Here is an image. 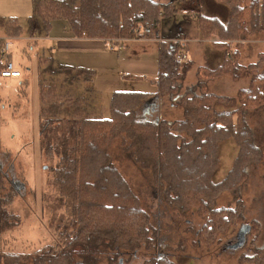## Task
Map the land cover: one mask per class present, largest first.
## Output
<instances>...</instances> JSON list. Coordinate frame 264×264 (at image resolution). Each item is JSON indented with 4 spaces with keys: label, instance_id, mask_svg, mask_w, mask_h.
<instances>
[{
    "label": "trees",
    "instance_id": "trees-1",
    "mask_svg": "<svg viewBox=\"0 0 264 264\" xmlns=\"http://www.w3.org/2000/svg\"><path fill=\"white\" fill-rule=\"evenodd\" d=\"M198 1L195 18L202 37L218 38L215 46L225 54V60L215 69L200 67L195 86L183 89L179 83L192 68V61L177 60L178 51H186L179 42L171 47L161 43L157 93L114 92L109 118L87 115L79 100L73 102V114L63 117L57 86L40 84L43 154L46 161L54 163V178L49 184L71 220L62 233L31 255L4 253L3 238L19 224L20 216L11 211L16 196L0 197V264H102L105 256L108 264H117L121 253L143 245L157 252L145 264H173L157 248V239L150 237L148 214L112 161L110 148L121 134L132 140L130 147L137 161L148 163L165 183L166 204L182 211L196 209L204 220L198 232L203 246L211 248L220 235L240 226L249 227L253 254L240 262L264 264V242L258 244L262 226L258 221L245 224L241 196L249 167L260 164L264 156L246 119L249 111L264 107V53L255 63L240 62L244 44L264 33V0H210L228 7L226 21L205 13L204 3L208 0ZM36 13L46 34L54 21L63 20L76 38L113 42L157 39L162 20L172 18L176 9L172 0H36ZM33 24L30 20V32ZM0 28L11 37L21 36L23 30L17 19L10 18H0ZM4 44L5 39L0 38V78L5 68L1 55ZM57 67L56 74L67 73L73 81H92L95 75L90 70ZM246 76L249 85L238 92L237 99L209 92L212 81H239ZM27 85L22 83L24 88ZM22 93L27 95L25 90ZM156 97H167L173 106H181L183 119L155 123L139 119L141 106ZM2 103L0 88V107ZM221 107L224 110L220 111ZM228 141L235 143L238 153L225 179L215 182L219 153ZM2 176L0 169V179ZM224 193L234 197V208L217 207Z\"/></svg>",
    "mask_w": 264,
    "mask_h": 264
},
{
    "label": "rangeland",
    "instance_id": "rangeland-1",
    "mask_svg": "<svg viewBox=\"0 0 264 264\" xmlns=\"http://www.w3.org/2000/svg\"><path fill=\"white\" fill-rule=\"evenodd\" d=\"M157 1L168 3L171 0ZM183 1L175 0V9L182 7ZM194 3V7L190 4V8L199 10V1L195 0ZM210 4L208 1L204 3L205 13L226 21L229 15L228 7L219 3H212V6ZM196 15L197 12L192 16L197 21ZM185 17L188 15L184 16L179 12L177 16L163 19L158 33L159 38L166 40L174 36L176 34V30H173L174 24L184 21ZM0 18L17 19L23 29L21 36L11 37L0 28V38L5 39L10 45V60L15 68L23 73L22 78L19 79L0 78L3 98L0 107V169L3 172L0 179V197L16 196L11 211L20 216L19 224L17 222L18 225L3 238V251L31 255L54 240L71 220V215L66 211L58 193L49 184L54 178L52 171L54 163L46 161L43 154L40 84L57 86L63 104V117H70L73 114L75 109L73 102L77 100L81 102L87 115L108 117L113 91L122 89L120 88L122 83L111 85L115 80V74L107 80L101 79V83L96 76L92 77V81H73L74 78L67 73L56 74L57 66L63 65L60 56L52 50L53 44L48 39L50 37L45 33L41 19L37 16L36 0H0ZM30 20L36 27L34 34L30 32ZM60 24L55 23L54 34L58 33L57 26ZM63 31L64 28L61 26L59 32ZM189 38L195 41L194 36ZM256 40L261 42L251 46L244 45L240 49L242 64L254 63L256 60L252 59V56L255 57L259 51L264 53V33L257 35ZM123 41L125 40L113 42ZM157 41L132 42L128 54L143 55L147 62H157L156 51L159 45ZM193 45L189 44L187 54L189 60L194 61L192 68L184 81L179 82L183 89L197 84L199 67H215L219 63L218 59L211 62L212 59L204 51H201L200 55L196 54ZM206 46L212 48L216 56L223 58V52L214 49L211 45ZM49 67L51 70H48ZM152 68L153 64L150 63L145 67L147 72L141 74H151L149 71ZM148 79H150L149 83L156 86L155 78L148 77ZM249 80L248 76L239 81L221 78L209 83V92L237 99L238 91L248 87ZM24 82L28 83L26 88L22 86ZM24 90L27 92L25 96L22 93ZM155 100L158 101L155 103L152 100L150 104L144 103L141 106L137 113L139 119L145 118L152 123L183 119L184 110L181 106H173L167 97H158ZM237 106L239 103L235 107ZM219 110L222 111L224 108L221 107ZM246 119L252 128L255 143L264 155V107L249 111ZM130 145L132 147V140L126 135L121 134L115 138L110 148L112 161L148 214L150 237L157 239V248L161 253H165L173 264H241L240 260L243 257H250L253 254L250 249L253 235L250 234L249 227L243 226L229 234L220 235L211 248L203 246L199 242L198 232L204 220L199 217L196 209L182 211L166 204L163 195L166 189L165 183L148 163L137 161ZM237 153L233 141L222 145L215 182L225 179L232 169ZM241 196L245 207V224L258 221L262 226L258 243L260 246L264 242V156L260 164L249 167V178L241 189ZM235 205L234 197L230 193L222 194L217 201L218 208H234ZM155 253H157L155 250L150 252L143 245L132 252L121 253L117 264L120 260L122 264H145ZM108 261L107 256L102 258V264H108Z\"/></svg>",
    "mask_w": 264,
    "mask_h": 264
},
{
    "label": "crops",
    "instance_id": "crops-1",
    "mask_svg": "<svg viewBox=\"0 0 264 264\" xmlns=\"http://www.w3.org/2000/svg\"><path fill=\"white\" fill-rule=\"evenodd\" d=\"M194 1L195 0H184L181 3L182 7L178 9L176 8V14H175L176 16L180 12L184 16L188 15V17H185L184 21L178 24H174L173 30H176V34L174 36H171L170 39L164 40V39H160L158 36L157 39H134V40L123 41L122 43L121 42L115 43V42H106L99 39L76 38L71 32L69 24L65 21H54L52 23L51 32L48 34L50 38L48 39L53 44L52 50L55 52V54L60 56V60L62 63L61 65L67 66L70 69L74 68V71L77 70L93 71L95 73L94 77L96 76L97 79H100L99 83H101V79L107 80L109 77L112 76V74H115V80L111 85L122 83L120 87L122 89H117L113 91V93L143 92V93L156 94L157 87L149 83L148 80L150 79H148V77L155 78L156 80L159 71L158 68L159 49L163 41L164 43H166L168 47H171L174 42L182 40L183 44L186 46L187 54L189 52V44L191 43L194 44L193 47L196 54L200 55L201 51H204V53H207L208 56L212 59L211 62H214L215 60L218 59L219 62L218 65H215V67H207L210 69H215L219 67L225 60L224 53H223V58H220V56L218 57L216 56V54L212 52V48L206 46V45H211L214 49L218 50L215 44L219 42V39L214 37L211 40H205L202 37L197 21L193 18V16L190 15L192 11H195L197 13L199 11L192 9L194 7L193 6ZM208 1L209 4L211 3L210 5L212 6L213 2H211L210 0ZM190 4L193 7L190 8ZM172 5L175 8L176 5L175 0H172ZM55 23H59V24L61 23L59 26H57V30L60 31V27L63 26L64 31L62 33H60L59 31L57 34L53 33L54 28H56ZM33 25L34 28L31 33L34 34L36 31V27L35 24ZM189 36H194L195 41H193L192 38L190 39ZM156 40H158L157 42L159 43L158 50L156 51L157 62H151V61L147 62L146 60H144L145 56L143 55L137 56V55L128 54L131 45L130 43L136 41L151 42ZM260 42H261L260 40H256V36H255L251 38L249 41H247L244 45L251 46L253 44H258ZM112 45H114L113 49H112ZM119 46H122V48L120 49ZM196 47L198 48L196 49ZM260 53L263 52L259 51L258 53H256L257 57L256 55L255 57L252 56V59L257 61L258 55ZM110 63L113 64L110 65ZM150 63L153 64V68L149 71L151 74L148 73L142 75L141 73L147 72V70H145V67L150 65ZM243 65H247V64H243ZM201 67H206V66H201ZM21 74H22L21 75L22 78L23 73L21 72ZM14 79H19V78H14ZM157 98L158 97L153 99L155 103L158 101L155 100ZM109 117L110 114L108 117H104V118H109Z\"/></svg>",
    "mask_w": 264,
    "mask_h": 264
},
{
    "label": "built area",
    "instance_id": "built-area-1",
    "mask_svg": "<svg viewBox=\"0 0 264 264\" xmlns=\"http://www.w3.org/2000/svg\"><path fill=\"white\" fill-rule=\"evenodd\" d=\"M196 14L195 11L191 12V16ZM180 44H183V41H177ZM184 45V44H183ZM114 48V45H112V49ZM121 49L122 46H119ZM10 45L8 42H5L2 50H1V55L4 59L5 62V68L1 72V77L2 79H14V78H21V72L15 68L14 63L10 60ZM177 60L180 62H187L189 60V57L184 49H181L177 53Z\"/></svg>",
    "mask_w": 264,
    "mask_h": 264
},
{
    "label": "water",
    "instance_id": "water-1",
    "mask_svg": "<svg viewBox=\"0 0 264 264\" xmlns=\"http://www.w3.org/2000/svg\"><path fill=\"white\" fill-rule=\"evenodd\" d=\"M119 264H122V260H120Z\"/></svg>",
    "mask_w": 264,
    "mask_h": 264
},
{
    "label": "flooded vegetation",
    "instance_id": "flooded-vegetation-1",
    "mask_svg": "<svg viewBox=\"0 0 264 264\" xmlns=\"http://www.w3.org/2000/svg\"><path fill=\"white\" fill-rule=\"evenodd\" d=\"M150 104V103H149Z\"/></svg>",
    "mask_w": 264,
    "mask_h": 264
}]
</instances>
